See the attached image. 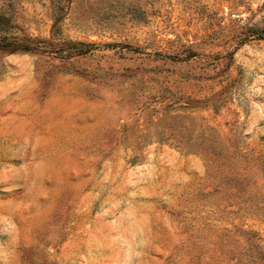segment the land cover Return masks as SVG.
Returning <instances> with one entry per match:
<instances>
[{
  "label": "rangeland",
  "instance_id": "1",
  "mask_svg": "<svg viewBox=\"0 0 264 264\" xmlns=\"http://www.w3.org/2000/svg\"><path fill=\"white\" fill-rule=\"evenodd\" d=\"M0 247L264 264V0H0Z\"/></svg>",
  "mask_w": 264,
  "mask_h": 264
},
{
  "label": "trees",
  "instance_id": "2",
  "mask_svg": "<svg viewBox=\"0 0 264 264\" xmlns=\"http://www.w3.org/2000/svg\"><path fill=\"white\" fill-rule=\"evenodd\" d=\"M3 42V40H1ZM7 46H11L12 48H10L11 51H18V50H21V51H30V50H35V47L31 46V45H11V42H7L6 43ZM21 46V47H20ZM44 52V51H42Z\"/></svg>",
  "mask_w": 264,
  "mask_h": 264
},
{
  "label": "clouds",
  "instance_id": "3",
  "mask_svg": "<svg viewBox=\"0 0 264 264\" xmlns=\"http://www.w3.org/2000/svg\"><path fill=\"white\" fill-rule=\"evenodd\" d=\"M4 223L7 225L6 229L3 231L6 232L7 229L12 228L13 225L9 224L7 221H4ZM6 256L5 251L3 250L2 247H0V264H6V261L3 259Z\"/></svg>",
  "mask_w": 264,
  "mask_h": 264
}]
</instances>
